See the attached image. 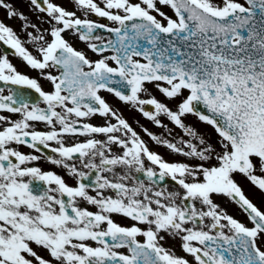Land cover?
<instances>
[{"label": "snow or ice", "instance_id": "snow-or-ice-1", "mask_svg": "<svg viewBox=\"0 0 264 264\" xmlns=\"http://www.w3.org/2000/svg\"><path fill=\"white\" fill-rule=\"evenodd\" d=\"M0 9L25 37L0 19V46L11 50L0 52V84L41 98L0 87V113L10 114H0V264H264V196L246 192L264 194V0H28L31 15L0 0ZM105 92L164 132L135 121L138 132ZM141 132L183 159H165ZM42 158L74 183L35 166Z\"/></svg>", "mask_w": 264, "mask_h": 264}, {"label": "flooded vegetation", "instance_id": "flooded-vegetation-1", "mask_svg": "<svg viewBox=\"0 0 264 264\" xmlns=\"http://www.w3.org/2000/svg\"><path fill=\"white\" fill-rule=\"evenodd\" d=\"M26 2L28 3V0H26ZM69 7H71V5H69ZM26 10H28L26 8ZM163 11H165L166 13H168L169 15H171V10L168 9V8H163L162 9ZM26 14H29L31 15L28 11L25 12ZM78 15H80L79 12H77ZM94 20H97V22L99 23H110L108 21H106L105 19L103 18H97V17H90ZM32 19L35 21V17L33 16ZM10 22H13V27L15 28L16 31H18V34L21 35V38L24 39V34L20 32V21L18 22V20H10ZM16 24H19L16 25ZM111 26V25H110ZM98 35H101L102 37H104L105 39L109 38L111 36V34L109 33H106L104 32L103 30H98L97 32ZM72 43H73V46L76 47L78 50H83L86 52V54L89 56V58L91 59H98L99 57L96 56L95 54H93L91 52L90 49L87 48V45L84 43V42H81L79 41L78 39H73L72 40ZM3 51H11L10 49H7L6 46H0V52H3ZM10 60L13 62V64H15L17 67H18V70H20L21 72H23L24 74H27L29 75L30 77L32 78H39L38 77V73L36 71H33V70H30L19 58L15 57V56H11L10 55ZM111 63V62H110ZM54 71V70H53ZM54 74H57L55 73L54 71ZM40 83L42 85V88L43 90L45 91H50L51 90V85L43 80V79H40ZM0 87H5V94L7 95L8 94V91H7V88H12L14 91H18V92H23L25 93L29 100H31L32 102H39L40 101V97L37 93L34 92V90H30V89H24V88H20L19 86H14V85H3V84H0ZM155 95H159L158 93H154ZM102 95L108 99L112 104H114L123 114V116L129 121V123L132 124V126L134 128H136V130L138 132H140V128L137 126V124L135 123V121H139V124L140 125H143L145 127H148L151 131H153L154 133L156 134H162L164 132L163 129H160V128H157L155 126H153L151 124V122L147 121L145 118H143L141 116V114L131 108H129L128 106H125V105H122L119 101H117L114 97H112L110 94L108 93H102ZM44 105L41 104V107H43ZM0 114H4V115H10L8 113H0ZM19 116L18 115H13L12 116V119H18ZM90 122L94 123V124H100L102 123L103 121L99 118V117H96V118H93ZM166 124L168 123L167 120L164 121ZM188 123H192L194 125H196L201 131H208V132H211V129L208 128L207 126H204V125H200L194 117H188ZM38 127L40 129H44L45 126L43 124H40L38 125ZM169 127L171 128L172 125L169 124ZM179 133L180 135H182V133L180 132L179 129H175L174 130V135ZM212 135L214 136V133H212ZM141 136L145 139L146 142L149 143V145L153 148L154 151H157L159 152L160 154H162L164 156L165 159L167 160H181L183 159V157H180V156H176V155H171L169 154V151L163 147H157L155 145L152 144V142L149 140V138L144 135V133L141 132ZM97 138L99 139H104L103 136H98ZM84 138L83 137H78V138H72L71 140H69L67 137L65 138L66 140V143H72V142H80L82 141ZM53 146H55L54 142H53ZM14 147H19V150L24 152V153H29V152H32L31 149H29L28 147L26 146H15ZM37 155H39V153H35ZM47 154H50V153H47ZM77 163H79L77 161ZM96 163H99V160L97 159ZM35 166H38V167H41L42 170H45V171H48V170H51V171H55L57 172L58 174L62 175V176H65L67 182L69 184H72L74 183V181L70 180L67 178L65 172L59 168H57L56 166H53L51 164H49L47 162V160L45 159H41L40 161L38 162H35ZM87 171V170H85ZM117 172L118 175H123L125 171L127 170H119V169H116L114 170ZM96 173H93V176H95ZM103 175H106L109 179H114V176L112 173H102ZM131 175L133 176H138L140 179H145V183H147V180L146 178L142 175V174H138V173H131ZM129 184L131 183H134V181H128ZM167 186L169 188V190H174V182H172L171 180L167 181ZM246 192L247 194L249 195L250 198H252L254 200V202H259L262 198V196H264V194H261L258 190H256L255 188L251 187V186H246ZM93 194H95L93 192ZM107 194H111L110 192H108ZM85 206H87L89 208V210L91 211H97V209L94 207V206H90V205H86L85 203ZM229 213L230 214H233V215H237V213L235 212V209L234 208H229ZM241 219H243V217H239ZM113 219L117 222V223H120L122 225H126V224H129L130 221L122 218L121 216H114Z\"/></svg>", "mask_w": 264, "mask_h": 264}, {"label": "rangeland", "instance_id": "rangeland-1", "mask_svg": "<svg viewBox=\"0 0 264 264\" xmlns=\"http://www.w3.org/2000/svg\"><path fill=\"white\" fill-rule=\"evenodd\" d=\"M10 2H12L18 10L23 11V12L28 11V10H26V8L28 9V3L26 2V0H10ZM0 15L6 16V13L4 12L3 9H0ZM4 21H5V23H7L11 26L13 25V22H10V20H8L7 17L4 18ZM16 25L19 26V24H16ZM17 33H18V31H17Z\"/></svg>", "mask_w": 264, "mask_h": 264}]
</instances>
